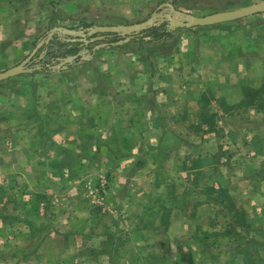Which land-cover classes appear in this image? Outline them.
Here are the masks:
<instances>
[{"label":"crops","instance_id":"1","mask_svg":"<svg viewBox=\"0 0 264 264\" xmlns=\"http://www.w3.org/2000/svg\"><path fill=\"white\" fill-rule=\"evenodd\" d=\"M0 4L15 8L13 20L26 25L18 36L25 41L47 27L50 31L83 24H126L131 11L145 8V0H0ZM241 20L238 28L223 27L230 24L224 23L172 30L152 44L131 41L93 53L90 48L86 54L84 47L78 61L63 65L58 61L47 71L21 73L0 84L13 85L21 99L14 106L23 107V115L40 110L47 137L52 129L45 126L57 121L53 138L76 139L77 153H84L83 144L89 142L95 153L109 155L105 168L111 181L99 201L101 213H114L124 222L134 217L138 231L161 230L154 223L155 209L140 212L144 206L159 204L155 196H161L160 181L181 185L178 175L195 172L192 185L197 197L192 200L199 209L185 215L174 210L166 234L171 232L175 243L185 239L187 248L202 249L208 241L218 243L226 232L221 226L226 220L221 196L229 197L241 181L251 182L241 175L242 163L259 153L264 156L260 150L264 131L241 126L261 116L245 94L259 88L264 78V13ZM21 46L27 49L30 44ZM13 52L17 65L31 54ZM256 145H261L259 151ZM95 163L93 168L99 165ZM191 164H197V170ZM157 175L170 176L169 181H157Z\"/></svg>","mask_w":264,"mask_h":264},{"label":"rangeland","instance_id":"2","mask_svg":"<svg viewBox=\"0 0 264 264\" xmlns=\"http://www.w3.org/2000/svg\"><path fill=\"white\" fill-rule=\"evenodd\" d=\"M258 1L261 0H232L231 3L219 0H145V8L131 11L129 23L122 25L141 23L154 12H166L164 4H171L176 10L195 16H205L222 12L215 10L222 4L234 5L233 8L224 10L229 11ZM184 3H191L196 8L188 10L179 6ZM13 10L15 8L4 9L0 4V52L6 50L4 56H0V72L17 65L13 51L22 50L29 54L36 42L44 39L50 29L47 27L38 36H33L32 40L29 36L26 41L23 36L19 39V30L26 28V25L19 26L13 20ZM241 21L240 19L239 23ZM53 38L60 40L69 37L62 38L60 34H54ZM123 39L121 36L111 35L104 41L90 43L82 48H88L86 54L99 43H116ZM141 42L152 44L153 41L142 38ZM50 43L57 45L56 41ZM23 44L30 46L26 49L21 46ZM48 50L52 48H38L28 68L44 66L50 69L58 65L56 61L50 66L46 65L44 53ZM263 83L264 78L259 88L249 90L254 92L252 97L254 103L259 105L256 108L261 111V116L254 122L243 123L241 126L245 129L264 131V91L260 90ZM2 85L0 84V264H264L263 153L242 163L244 167H241V175L251 178V182L244 184L241 181L240 187L232 188L229 197L221 196L226 209L225 224L223 221L221 224L222 227L225 226L224 237L218 243L208 241L202 249L187 248L185 239L175 243L176 237L171 232L166 234V231L170 214L174 210H180L185 215L195 214L199 209L197 201L192 200L197 197L192 185L195 172L192 174L183 171L178 175L183 182L181 185L179 182L170 185V182L160 181L161 192L158 194L161 196H155V199H160L159 204L144 206L139 211L146 213V210L155 209L153 220L161 230L158 229L157 233L152 228L146 232L138 231L139 222L134 217L127 218L128 223L117 218L114 213H101L103 205L99 201L107 192L111 181L110 171L105 168V158L109 155L104 152L95 153L89 142L83 144L84 153H77L79 144L76 139L53 138L51 132L60 124L57 121L48 120L50 122L45 127L52 130H47V137L45 130L43 134L39 120L40 110L36 109V112H32L33 115L31 112L23 115V107L14 106L21 99L19 95L15 96L13 85ZM29 109L32 108L27 110ZM61 128L63 129V125ZM258 147L261 145H256L255 151H259ZM95 160L99 163L97 168H93L97 164ZM90 162L93 163L92 167ZM58 163L60 167L57 166ZM191 166L193 170L198 168L197 164ZM169 177L157 175V181L159 178L169 181ZM133 192L131 190L129 194ZM208 196L217 195L208 193ZM151 202L152 198L149 199L150 204ZM182 237L184 236L179 235V238ZM195 238L202 239L200 235H195Z\"/></svg>","mask_w":264,"mask_h":264},{"label":"water","instance_id":"3","mask_svg":"<svg viewBox=\"0 0 264 264\" xmlns=\"http://www.w3.org/2000/svg\"><path fill=\"white\" fill-rule=\"evenodd\" d=\"M167 8L166 12L156 13L154 12L149 19L133 24V25H116V26H93L87 29L69 30L65 28H53L46 33L45 38L41 40L33 49L31 54L19 65L12 67L4 72H0V82L5 81L11 77L17 76L21 73L31 72L33 70H40L41 68H28L27 63L30 61L36 50L43 45H47L52 39L54 34H60L64 37L65 43L75 44L82 43L83 46H88L90 43H96L106 40L108 35L121 36L124 39L116 43H99L91 48V52H95L98 49L109 45H121L128 43L134 39V37L142 36V32L151 28L157 22V25L166 24L168 31L176 29H191L200 27H210L236 20L244 19L253 15L264 13V0L250 4L248 6L233 9L229 11L215 12L205 16H195L187 12L176 10L171 4H164ZM93 36V37H92ZM87 37H92L87 40ZM76 56H81L77 53ZM76 56H70L65 59H57L60 65L71 63L75 61Z\"/></svg>","mask_w":264,"mask_h":264},{"label":"trees","instance_id":"4","mask_svg":"<svg viewBox=\"0 0 264 264\" xmlns=\"http://www.w3.org/2000/svg\"><path fill=\"white\" fill-rule=\"evenodd\" d=\"M221 1V0H219ZM177 2V1H176ZM174 2V3H176ZM187 3V2H186ZM179 6H183L185 9H192V8H196L195 5L191 4V3H188V4H181ZM233 5H229V4H222V5H219L218 7H216L215 10H221V11H224V10H227L229 9V7H231ZM209 8H212V7H209ZM207 9V8H205ZM214 10V11H215ZM210 11H213V10H210ZM240 22L239 21H233L231 22L230 24H233V26L235 28H238V23ZM93 27V25L91 24H83V25H80V26H77V27H73V28H70V30H78V29H87V28H91ZM169 31L167 30V28L165 27V24H161V25H154L152 26L151 28H148L147 30L143 31L142 32V36H137V37H134V39L132 40L133 42L134 41H141L142 38H149L150 41L152 42H160L162 40H164L168 35H169ZM93 37V36H92ZM92 37H87L86 39L89 40L90 38ZM108 37H111V35H108ZM44 38H45V35H44ZM43 40L42 39H39L38 42H36V45L41 41ZM56 41L57 42V45H54L50 42H54ZM47 45H43L45 48H52L51 51L49 52H46L45 53V58H47V61H46V65L47 66H50L53 62H55L57 59H65L67 57H70V56H76L77 53H79V51L82 48L83 44L82 43H75V44H68V43H65L62 39L60 40H56V39H52ZM113 42H116V41H113ZM35 45V46H36ZM34 46V48H35ZM77 58L75 59V61H78L80 60L79 59V56H76ZM32 61V58L30 59V61L27 63V67L29 65V63H31ZM56 64H58L59 62L56 61L55 62ZM48 68H44V66L41 67L40 71H47ZM261 91H264V83L262 85V87L260 88ZM254 92L252 91H248L246 94H245V97L247 99H249V104H252L253 105H257L254 103V98L252 97V95ZM259 106V105H257ZM208 122V121H207ZM210 123L211 122H208V126L211 128L212 125L210 126Z\"/></svg>","mask_w":264,"mask_h":264},{"label":"built area","instance_id":"5","mask_svg":"<svg viewBox=\"0 0 264 264\" xmlns=\"http://www.w3.org/2000/svg\"><path fill=\"white\" fill-rule=\"evenodd\" d=\"M51 51V50H48V52ZM45 54V53H44Z\"/></svg>","mask_w":264,"mask_h":264}]
</instances>
